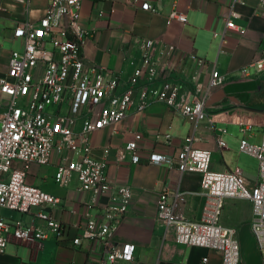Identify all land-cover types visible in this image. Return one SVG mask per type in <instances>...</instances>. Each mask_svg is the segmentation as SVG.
<instances>
[{
	"label": "built area",
	"instance_id": "2783aa9c",
	"mask_svg": "<svg viewBox=\"0 0 264 264\" xmlns=\"http://www.w3.org/2000/svg\"><path fill=\"white\" fill-rule=\"evenodd\" d=\"M13 1L29 7V0ZM82 1L49 0L41 18L19 22L14 35L24 40V51L12 53L7 70L0 73V209L22 214L36 210L33 216L38 221L25 225L0 215V253L25 241H71L76 247L89 241V264H133L136 246L119 245L115 236L126 214L139 201L154 204L158 225L166 230L174 228L178 244L218 251L221 264H241L237 230L222 222L228 199L251 203L249 225L264 250V131L260 145L244 139L239 145L241 153L258 161L252 189L239 168L214 171L212 152L195 147V134L185 139L162 134L161 144L175 149V156H170L141 146L144 134L134 133L126 146L132 164L174 165L182 174L200 176L199 195L204 203L196 220L185 214V194L167 185L151 190L134 188L127 181H112L108 162L92 155L94 133L127 120L131 113H144L153 102L165 104L196 123L210 118L209 112L217 104L212 99L218 93L226 98L228 82L214 69L204 84L200 79L207 64L191 55L197 72L192 77L194 90L185 91L176 79L180 70L175 62L177 46L163 44L159 52L158 42L152 40L139 42V60L131 62L129 75L88 65L85 31L80 25ZM124 4L157 12L141 0H124ZM259 7L264 8V0L259 1ZM175 21L188 22L177 8L168 16L169 24ZM227 25L233 27V21ZM252 69L264 72V40L257 56L241 69L242 78L251 77ZM217 144L219 149L227 146L223 138ZM50 165L55 167L54 180L59 187L77 178L80 191L88 195L86 209L72 228L61 219L62 201L29 180L34 168ZM95 208L100 210L93 214ZM207 261L205 258L204 264Z\"/></svg>",
	"mask_w": 264,
	"mask_h": 264
},
{
	"label": "crops",
	"instance_id": "0c3cea01",
	"mask_svg": "<svg viewBox=\"0 0 264 264\" xmlns=\"http://www.w3.org/2000/svg\"><path fill=\"white\" fill-rule=\"evenodd\" d=\"M260 0H141L150 3L156 13L124 4V0H83L80 25L85 31L84 57L88 65H100L129 75L131 62L139 60V42H158L177 46L176 64L180 70L176 79L185 91L194 90L192 77L196 74L191 55L205 60L207 68L201 81L208 84L215 69L226 76V98L218 93L209 117L196 123L162 103H151L142 114L131 113L127 120L104 128L92 135V155L108 162L112 181H127L134 188L161 190L166 185L187 197L185 214L191 219L201 215L204 199L199 195L201 178L198 174H182L176 166L164 164H132L127 144L135 132H142L145 141L140 145L148 150L175 156V149L161 144L162 134L185 139L195 134V147L213 154L212 169L231 172L240 169L246 185L252 189L257 178L258 161L239 151L241 140L260 145L264 131V72L251 70V77L242 78L241 69L259 53L264 40V8ZM49 0L22 2L0 0V73L7 70L12 53L24 51V40L14 31L19 22L38 20L48 7ZM178 9L187 17V23H168L169 14ZM233 27H228V21ZM244 31V33H243ZM223 138L227 146L219 149ZM106 150H109L106 153ZM53 165L34 168L30 182L58 197L64 204L61 219L71 228L79 222L86 209L88 195L79 189L77 178L66 187L54 180ZM149 196L146 197L148 199ZM153 203V202H152ZM100 209L95 208L96 214ZM36 211V210H34ZM14 213L2 217L25 225L38 223L33 213ZM154 204L137 202L126 214L116 232L117 244L136 246L133 264H221L218 251L203 247H188L175 240L174 228L166 230L155 219ZM251 203L242 199H228L222 222L237 230L241 246V264H264L261 250L251 232L249 222ZM76 230L73 228L72 232ZM92 243L84 241L74 246L71 241H25L12 244L0 253V264H89ZM129 264V263H123Z\"/></svg>",
	"mask_w": 264,
	"mask_h": 264
},
{
	"label": "rangeland",
	"instance_id": "374dc122",
	"mask_svg": "<svg viewBox=\"0 0 264 264\" xmlns=\"http://www.w3.org/2000/svg\"><path fill=\"white\" fill-rule=\"evenodd\" d=\"M50 48V47H48ZM14 213H17L16 211H10L8 209H5V208H1L0 209V215L3 216L5 214H8L9 216H14L15 214Z\"/></svg>",
	"mask_w": 264,
	"mask_h": 264
},
{
	"label": "water",
	"instance_id": "95a60500",
	"mask_svg": "<svg viewBox=\"0 0 264 264\" xmlns=\"http://www.w3.org/2000/svg\"><path fill=\"white\" fill-rule=\"evenodd\" d=\"M214 98H215V97H213V99H212L213 101H214Z\"/></svg>",
	"mask_w": 264,
	"mask_h": 264
}]
</instances>
